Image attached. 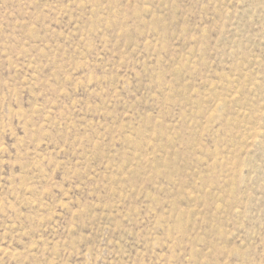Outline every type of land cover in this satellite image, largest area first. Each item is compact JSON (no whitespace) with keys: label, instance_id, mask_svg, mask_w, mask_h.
<instances>
[{"label":"rangeland","instance_id":"1","mask_svg":"<svg viewBox=\"0 0 264 264\" xmlns=\"http://www.w3.org/2000/svg\"><path fill=\"white\" fill-rule=\"evenodd\" d=\"M0 264H264V0H0Z\"/></svg>","mask_w":264,"mask_h":264}]
</instances>
